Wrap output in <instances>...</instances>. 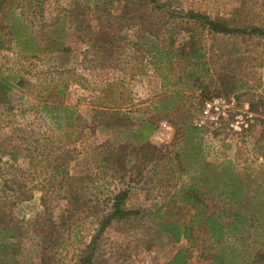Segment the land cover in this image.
Returning <instances> with one entry per match:
<instances>
[{
  "label": "rangeland",
  "instance_id": "1",
  "mask_svg": "<svg viewBox=\"0 0 264 264\" xmlns=\"http://www.w3.org/2000/svg\"><path fill=\"white\" fill-rule=\"evenodd\" d=\"M0 32V264H215L158 224L215 210L205 164L264 199V0H0Z\"/></svg>",
  "mask_w": 264,
  "mask_h": 264
},
{
  "label": "trees",
  "instance_id": "2",
  "mask_svg": "<svg viewBox=\"0 0 264 264\" xmlns=\"http://www.w3.org/2000/svg\"><path fill=\"white\" fill-rule=\"evenodd\" d=\"M197 17L200 15H193V18ZM207 24L210 31L215 33L246 32L242 29H231L217 21L207 20ZM59 40H62V36L58 37L56 42ZM5 46L4 35L0 32V51L5 49ZM39 52L40 49L36 48L31 55L35 56ZM19 82L21 83V81ZM9 90L10 87L6 81H0V94L6 97ZM198 130V127L191 129L192 132ZM195 148L197 151L199 150L198 145ZM55 170L58 174L67 175L64 166H58ZM204 171L206 173L211 171V174L203 187L212 186L209 192H213L214 198L222 204L218 205L216 202L211 207V210L214 208L215 210L209 211L205 204V198L200 197V188L198 186L191 187L182 194L181 198V201H188L195 206L191 220L181 222L169 217L166 221H161L158 224L159 227L164 232L172 234L176 241L184 238L193 244H197L194 232L195 229H198L199 233L206 236L203 241L204 250L210 252V258L215 264H263L264 199L260 194L247 195L244 190L247 186L246 181H243L231 166L228 169L222 165L205 164ZM127 197V191H122L114 197V211L102 222V228L106 227L114 218L125 217L128 214L123 209V203ZM161 210L158 209L157 212L161 213ZM168 212L169 210L166 213ZM179 261L180 256H177L171 264H176ZM83 264H90L89 256L85 257Z\"/></svg>",
  "mask_w": 264,
  "mask_h": 264
}]
</instances>
